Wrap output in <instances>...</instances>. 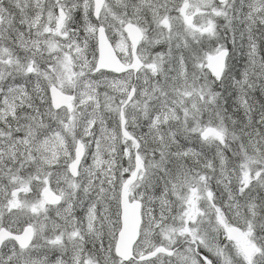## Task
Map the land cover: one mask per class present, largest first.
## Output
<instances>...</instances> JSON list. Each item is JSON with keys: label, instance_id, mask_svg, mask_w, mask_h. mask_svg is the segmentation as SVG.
Segmentation results:
<instances>
[{"label": "snow or ice", "instance_id": "6c2138e0", "mask_svg": "<svg viewBox=\"0 0 264 264\" xmlns=\"http://www.w3.org/2000/svg\"><path fill=\"white\" fill-rule=\"evenodd\" d=\"M0 264H264V0H0Z\"/></svg>", "mask_w": 264, "mask_h": 264}]
</instances>
